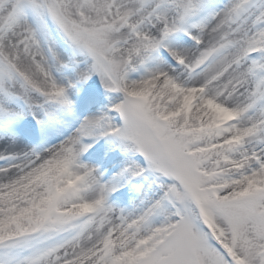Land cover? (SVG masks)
I'll return each instance as SVG.
<instances>
[{"label": "snow or ice", "instance_id": "obj_1", "mask_svg": "<svg viewBox=\"0 0 264 264\" xmlns=\"http://www.w3.org/2000/svg\"><path fill=\"white\" fill-rule=\"evenodd\" d=\"M0 264H264V0H0Z\"/></svg>", "mask_w": 264, "mask_h": 264}]
</instances>
